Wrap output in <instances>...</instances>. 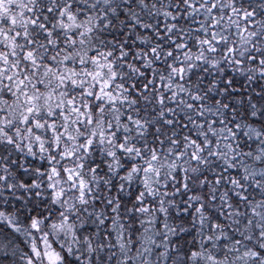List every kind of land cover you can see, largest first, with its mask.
<instances>
[{
	"label": "snow or ice",
	"instance_id": "6c2138e0",
	"mask_svg": "<svg viewBox=\"0 0 264 264\" xmlns=\"http://www.w3.org/2000/svg\"><path fill=\"white\" fill-rule=\"evenodd\" d=\"M0 264H264V0H0Z\"/></svg>",
	"mask_w": 264,
	"mask_h": 264
}]
</instances>
